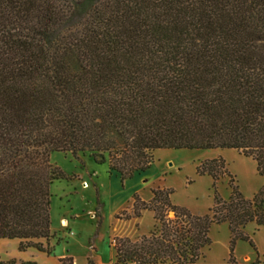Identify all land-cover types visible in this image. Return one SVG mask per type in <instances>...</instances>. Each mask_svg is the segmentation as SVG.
Here are the masks:
<instances>
[{"label": "trees", "instance_id": "16d2710c", "mask_svg": "<svg viewBox=\"0 0 264 264\" xmlns=\"http://www.w3.org/2000/svg\"><path fill=\"white\" fill-rule=\"evenodd\" d=\"M169 148H233L264 173V0H0V239L51 252L52 152H89L123 182ZM196 170L213 188L227 175L229 198L196 215L170 188L134 193L117 217L155 223L114 237L113 264H195L224 221L230 262L237 240L254 247L243 227L264 226V184L248 199L222 158Z\"/></svg>", "mask_w": 264, "mask_h": 264}, {"label": "rangeland", "instance_id": "374dc122", "mask_svg": "<svg viewBox=\"0 0 264 264\" xmlns=\"http://www.w3.org/2000/svg\"><path fill=\"white\" fill-rule=\"evenodd\" d=\"M216 156L223 159L243 197L251 199L259 192L264 184V173L257 171L251 157L231 148L156 149L149 168L123 182L118 175H109L107 163L97 162L89 152L72 155L70 152L54 151L50 154V162L64 173L65 178L54 180L50 185L49 245L52 250L49 254L32 247L21 251L18 239H0V262L59 264L62 256H71L74 264H88V258L94 264H113L114 237L126 236L135 240L147 235L155 223L152 211L147 209L139 217L126 220L117 217L122 210L129 211L134 193L147 201L153 189L170 188L171 203L185 207L196 215L208 212L215 193L223 200L229 198L231 188L227 175L219 177L213 188L212 177L207 173L199 174L196 170L201 161ZM97 206L101 218L95 216ZM61 220H65L66 224H62ZM252 227L258 229L260 226L251 221L243 227L250 239L248 230ZM208 235L209 245L213 243L215 248L221 244L218 240L228 236L230 240L227 222L213 223ZM237 242L241 251L250 247L255 249L253 241L254 247L244 240H237L235 244ZM205 249H202L203 253Z\"/></svg>", "mask_w": 264, "mask_h": 264}, {"label": "crops", "instance_id": "0c3cea01", "mask_svg": "<svg viewBox=\"0 0 264 264\" xmlns=\"http://www.w3.org/2000/svg\"><path fill=\"white\" fill-rule=\"evenodd\" d=\"M248 234L251 236V239L254 242L255 249L250 247L247 249V251H241L239 243L237 242L234 247L235 263L229 261L228 236L221 240H218V242L220 241L221 244L217 248L213 246V243L211 244V246H207L203 253V256L199 258L195 264H264V226H260L258 229L255 227L249 228Z\"/></svg>", "mask_w": 264, "mask_h": 264}, {"label": "bare ground", "instance_id": "6f19581e", "mask_svg": "<svg viewBox=\"0 0 264 264\" xmlns=\"http://www.w3.org/2000/svg\"><path fill=\"white\" fill-rule=\"evenodd\" d=\"M61 223L65 225L66 224V221L65 220H61Z\"/></svg>", "mask_w": 264, "mask_h": 264}]
</instances>
